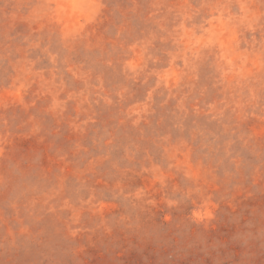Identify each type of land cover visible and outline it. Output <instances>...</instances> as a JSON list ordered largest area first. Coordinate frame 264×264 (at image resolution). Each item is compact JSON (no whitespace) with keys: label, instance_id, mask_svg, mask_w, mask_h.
Segmentation results:
<instances>
[{"label":"rangeland","instance_id":"374dc122","mask_svg":"<svg viewBox=\"0 0 264 264\" xmlns=\"http://www.w3.org/2000/svg\"><path fill=\"white\" fill-rule=\"evenodd\" d=\"M0 264H264V0H0Z\"/></svg>","mask_w":264,"mask_h":264}]
</instances>
